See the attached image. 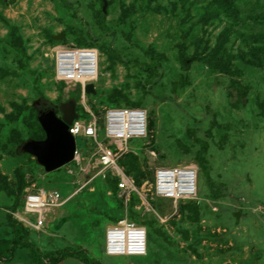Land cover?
I'll list each match as a JSON object with an SVG mask.
<instances>
[{
  "label": "rangeland",
  "instance_id": "374dc122",
  "mask_svg": "<svg viewBox=\"0 0 264 264\" xmlns=\"http://www.w3.org/2000/svg\"><path fill=\"white\" fill-rule=\"evenodd\" d=\"M63 46L98 50L94 93L56 78ZM69 100L104 144L108 108L146 110V136L118 157L131 188L119 189L118 171L102 170L81 136V166L47 172L23 151L46 136L40 112L60 116ZM176 165L198 170L197 196L154 193L156 168ZM41 189L79 190L36 228L20 217L35 222L25 197ZM8 217L45 258L79 250L92 264H264V0H0V238H10ZM122 218L145 227V255L106 254V229ZM1 252L0 264H36L25 247L11 261Z\"/></svg>",
  "mask_w": 264,
  "mask_h": 264
},
{
  "label": "built area",
  "instance_id": "2783aa9c",
  "mask_svg": "<svg viewBox=\"0 0 264 264\" xmlns=\"http://www.w3.org/2000/svg\"><path fill=\"white\" fill-rule=\"evenodd\" d=\"M55 76L57 79L79 83L84 93V86L92 82L99 73V53L92 47L63 46L56 49ZM106 144L98 140L99 127L95 121L84 123L76 118L69 126V132L76 139L74 158L81 166L82 154L77 146V137L81 136L86 143L95 144L96 164L104 169H116L119 175V189L131 188V180L118 169V157L129 141L142 138L147 134V112L142 107H113L104 113ZM113 144L114 147L110 145ZM84 159V158H83ZM81 168V167H80ZM69 168V172L73 173ZM198 170L192 166L176 165L173 167H158L154 172L152 185L154 193L162 198L174 201L197 196ZM98 175V174H97ZM93 178L85 181L88 184ZM81 185V186H82ZM79 189H74L68 196L63 197L60 190L46 191L41 189L31 192L25 197L24 213L35 215V222L29 218L20 217L24 223L39 228L46 222V214L51 208L64 205ZM105 252L107 255H145L147 252V233L144 226L119 219L117 223L106 229Z\"/></svg>",
  "mask_w": 264,
  "mask_h": 264
},
{
  "label": "water",
  "instance_id": "95a60500",
  "mask_svg": "<svg viewBox=\"0 0 264 264\" xmlns=\"http://www.w3.org/2000/svg\"><path fill=\"white\" fill-rule=\"evenodd\" d=\"M62 37V36H60ZM59 37V38H60ZM85 93H94L92 82L84 86ZM59 116L54 107L43 109L39 114V121L45 131V138L31 140L23 146V151L29 152L47 172L54 171L70 163L74 158L76 139L69 132V126L78 118L75 102L69 100L59 107Z\"/></svg>",
  "mask_w": 264,
  "mask_h": 264
},
{
  "label": "trees",
  "instance_id": "16d2710c",
  "mask_svg": "<svg viewBox=\"0 0 264 264\" xmlns=\"http://www.w3.org/2000/svg\"><path fill=\"white\" fill-rule=\"evenodd\" d=\"M87 47V46H80ZM93 48V47H92ZM207 148L206 143H201L200 151L198 152V158L200 161V165L203 169H205L208 174V167L206 166L204 151ZM6 225L10 228L9 234L10 238H0V253L1 251L5 252V258L7 261H11L18 247H25L31 252V262L36 264H57L59 261L64 260L67 257H74L81 259L83 262L87 264H92L91 259L85 255L84 252L79 253V250L76 251H67L62 250L56 256L45 258L42 256H38L39 254H33L32 251L36 248L31 244L27 239V231L24 225L11 217H8L6 221ZM140 225V224H139Z\"/></svg>",
  "mask_w": 264,
  "mask_h": 264
},
{
  "label": "bare ground",
  "instance_id": "6f19581e",
  "mask_svg": "<svg viewBox=\"0 0 264 264\" xmlns=\"http://www.w3.org/2000/svg\"><path fill=\"white\" fill-rule=\"evenodd\" d=\"M120 170V169H119Z\"/></svg>",
  "mask_w": 264,
  "mask_h": 264
}]
</instances>
